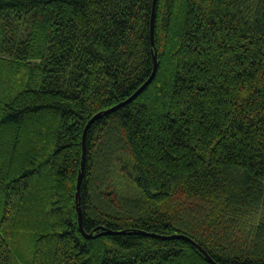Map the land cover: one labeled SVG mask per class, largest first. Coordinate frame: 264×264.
<instances>
[{
    "label": "trees",
    "instance_id": "16d2710c",
    "mask_svg": "<svg viewBox=\"0 0 264 264\" xmlns=\"http://www.w3.org/2000/svg\"><path fill=\"white\" fill-rule=\"evenodd\" d=\"M153 1L0 0V264H264V0Z\"/></svg>",
    "mask_w": 264,
    "mask_h": 264
},
{
    "label": "water",
    "instance_id": "95a60500",
    "mask_svg": "<svg viewBox=\"0 0 264 264\" xmlns=\"http://www.w3.org/2000/svg\"><path fill=\"white\" fill-rule=\"evenodd\" d=\"M156 5H157V0L153 1V7H152V15H151V38H152V44L154 45V28H155V15H156ZM158 67V58H157V50L154 49V53H153V71L151 76L148 78V80L146 82L143 83V85L133 94L131 95L128 99H126L123 102H120L118 104H116L115 106L105 110L106 113L114 110L115 108H117L120 105H123L124 103H126L127 101L131 100L144 86L146 83L149 82V80L151 79V77L153 76V74H155L156 70ZM102 112L96 114L95 116H93L88 123L85 126V130L83 133V157H82V167L81 170L79 172V176H78V182H77V210H78V215H79V225L82 226V212H81V208H80V187H81V182H82V177H83V169H84V163H85V152H86V145H85V141H86V133L88 130L89 125L91 124V122L93 120H95L97 117H99L101 115ZM144 234H149L148 232H144L141 231ZM107 233H112L110 230L107 231ZM86 236H89L90 234H85ZM150 235L152 236H158V237H162V238H172V237H184L187 240H190L192 243H194L208 258L211 262H213L214 264H218L211 256L208 255L207 251L202 248L197 242H195L194 240H192L189 236L185 235V234H173V235H160V234H155V233H151Z\"/></svg>",
    "mask_w": 264,
    "mask_h": 264
},
{
    "label": "bare ground",
    "instance_id": "6f19581e",
    "mask_svg": "<svg viewBox=\"0 0 264 264\" xmlns=\"http://www.w3.org/2000/svg\"><path fill=\"white\" fill-rule=\"evenodd\" d=\"M81 208V207H80ZM208 253V252H207ZM208 255H209V253H208ZM210 256V255H209Z\"/></svg>",
    "mask_w": 264,
    "mask_h": 264
}]
</instances>
